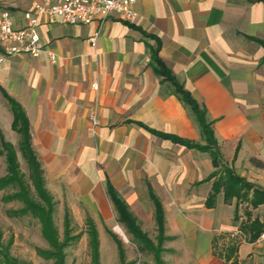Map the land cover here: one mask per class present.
I'll use <instances>...</instances> for the list:
<instances>
[{
	"label": "crops",
	"instance_id": "obj_1",
	"mask_svg": "<svg viewBox=\"0 0 264 264\" xmlns=\"http://www.w3.org/2000/svg\"><path fill=\"white\" fill-rule=\"evenodd\" d=\"M34 1L0 0V13L10 10L22 27ZM135 7L133 24L40 15L41 41L57 62L46 52L0 61V86L26 113L56 210L65 206L72 225L69 209H88L100 240L108 178L142 228L144 215L157 228L152 188L165 211L164 253L187 264H264V0H137ZM149 35L214 120L219 166L208 152L160 135L205 143L190 109L155 72ZM9 110L0 89V120L19 144ZM235 175L242 180L231 182Z\"/></svg>",
	"mask_w": 264,
	"mask_h": 264
},
{
	"label": "trees",
	"instance_id": "obj_2",
	"mask_svg": "<svg viewBox=\"0 0 264 264\" xmlns=\"http://www.w3.org/2000/svg\"><path fill=\"white\" fill-rule=\"evenodd\" d=\"M152 36V35H149ZM156 40V45L152 46V62L155 72L163 77L164 81L170 83L174 93L182 102L190 109L193 114L205 141L204 144L192 142L183 139L177 135L160 133L161 136L170 138L175 142L185 144L189 147H195L202 151L208 152L216 166H219L222 160V151L218 143L214 131V120L208 117V111L192 93L178 80L173 71L168 67L160 55L161 40L152 36ZM262 42V41H261ZM264 45V42H262ZM0 89L14 114L12 127L20 134L18 147L12 142L7 141L0 129V154L5 155L7 173L0 177V190H7L3 196L4 201L19 200L23 206L12 210L13 215H31L37 218L42 226V233L49 243V248H38L39 254L47 259H53L54 264L66 263V251L70 243L80 238L81 233L72 234V225L69 214L65 217V233L63 238L59 233L55 221L56 202L53 195L46 187L43 169L34 151L31 142L30 122L26 116L21 104L10 96L1 86ZM19 152L25 160L28 167V174L21 169ZM231 173L232 170L230 169ZM238 176H233L231 182L241 181ZM231 183V184H233ZM107 194L117 213L118 221L131 234L132 241L136 244L141 253H153L156 263L164 264L162 253L165 250L164 243L167 239L165 235V211L161 200L150 188V197L155 207V218L158 230L157 243L150 238L148 232L144 231L137 217L131 211L129 204L124 200L112 182L106 180ZM90 243L93 250V260L95 264L99 263L100 259V240L98 231L94 223H89ZM118 244L121 264H130L126 260V251L123 243L118 237L112 233ZM0 264H21L15 257L5 250L0 243Z\"/></svg>",
	"mask_w": 264,
	"mask_h": 264
},
{
	"label": "rangeland",
	"instance_id": "obj_3",
	"mask_svg": "<svg viewBox=\"0 0 264 264\" xmlns=\"http://www.w3.org/2000/svg\"><path fill=\"white\" fill-rule=\"evenodd\" d=\"M9 115L12 112L9 110ZM1 127L7 133V139L15 142L18 147V138L16 134H11V128L8 127L7 121L0 120ZM21 169L28 174V167L21 155L19 156ZM7 173L5 155L0 154V177ZM8 193L7 190H0V243L3 245L11 256L15 257L21 264H54L53 259H47L39 254L37 249L49 248V243L42 233L41 223L37 218L29 215H13V209L23 206L19 200L4 201L3 196ZM108 217L98 219L96 222L100 234V259L98 264H121L118 244L113 238V232L123 243L126 251L127 261L130 264H155L153 253H141L136 244L132 241V236L126 228L118 221L117 213L113 205L107 199ZM67 209L65 206H59L55 212V221L59 229L61 238L65 233L64 215ZM72 216V234L81 233L80 238L72 241L65 248V264H95L93 260V250L90 243V234L88 226V217L90 212L86 208L69 209ZM142 225L144 229L156 240L155 224L150 221L146 215L142 216ZM164 264H187L185 257L162 253ZM1 263V262H0Z\"/></svg>",
	"mask_w": 264,
	"mask_h": 264
},
{
	"label": "built area",
	"instance_id": "obj_4",
	"mask_svg": "<svg viewBox=\"0 0 264 264\" xmlns=\"http://www.w3.org/2000/svg\"><path fill=\"white\" fill-rule=\"evenodd\" d=\"M137 0H35L31 10L24 13L26 25L17 27L14 16L8 9L0 13V45L5 57L12 55L38 56L46 52L52 63L57 62L56 52L43 45L38 31L39 16L44 15L50 21L60 19L64 22L76 24H88L98 21L105 23L111 17H115L126 23L137 22L139 13L135 7ZM98 33L91 37L92 41L97 40ZM95 89L98 84L92 85ZM90 120L93 125V132L100 124L97 110L90 113ZM259 240L264 241V229L259 235Z\"/></svg>",
	"mask_w": 264,
	"mask_h": 264
}]
</instances>
